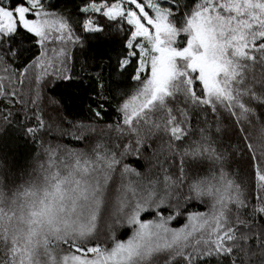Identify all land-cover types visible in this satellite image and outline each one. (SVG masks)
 Instances as JSON below:
<instances>
[{
	"label": "snow or ice",
	"instance_id": "6c2138e0",
	"mask_svg": "<svg viewBox=\"0 0 264 264\" xmlns=\"http://www.w3.org/2000/svg\"><path fill=\"white\" fill-rule=\"evenodd\" d=\"M76 11L0 0V101L32 113L25 137L47 129L56 141L31 172L0 157V264H264V0ZM85 36L111 44L113 78L135 87L101 126L97 77L94 120L65 115L53 134L41 104L72 79Z\"/></svg>",
	"mask_w": 264,
	"mask_h": 264
},
{
	"label": "trees",
	"instance_id": "16d2710c",
	"mask_svg": "<svg viewBox=\"0 0 264 264\" xmlns=\"http://www.w3.org/2000/svg\"><path fill=\"white\" fill-rule=\"evenodd\" d=\"M52 4L66 14L73 17L77 15V6L82 0H51ZM84 36L83 33H81ZM17 40L23 36L16 37ZM86 47L82 50L79 47L73 49V56L69 61L68 69L72 79L57 81L51 92H45V99L41 104V111L44 114L46 124H52V133L56 134L55 123L61 117L67 115L77 121L85 123L93 121L92 108L99 102L97 100V77L103 84L102 97H107L103 112L104 123H111L118 119L115 111L116 103L121 92H128L135 87V82L128 80L119 83L111 74L105 53L114 54L110 43L89 40L85 36ZM37 49L33 48L29 55L34 54ZM0 110L12 112L11 124L0 125V157H3L7 165L15 171L31 172L32 167L45 160L43 147L45 144L55 143L47 129L39 131L32 138L28 139L21 131L22 126H36L35 120L31 119L32 113L20 105H11L7 101H0ZM211 118V117H210ZM73 147H82L72 142L65 141ZM143 170V169H141ZM197 210L194 206L193 211ZM183 222L173 223V227L181 226ZM128 233L121 234L126 239Z\"/></svg>",
	"mask_w": 264,
	"mask_h": 264
}]
</instances>
